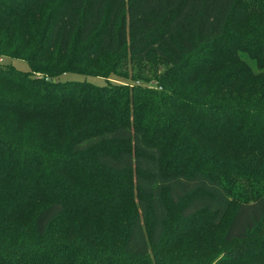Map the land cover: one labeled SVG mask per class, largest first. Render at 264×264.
Wrapping results in <instances>:
<instances>
[{"label": "trees", "instance_id": "16d2710c", "mask_svg": "<svg viewBox=\"0 0 264 264\" xmlns=\"http://www.w3.org/2000/svg\"><path fill=\"white\" fill-rule=\"evenodd\" d=\"M3 58L0 264H264V0H0Z\"/></svg>", "mask_w": 264, "mask_h": 264}, {"label": "rangeland", "instance_id": "374dc122", "mask_svg": "<svg viewBox=\"0 0 264 264\" xmlns=\"http://www.w3.org/2000/svg\"><path fill=\"white\" fill-rule=\"evenodd\" d=\"M0 64L2 65H12L13 67H15L16 69L20 70V71H28V65L21 60H17V59H10V58H3L2 60H0ZM253 66V65H251ZM254 68V67H253ZM132 72L129 71L128 75H131ZM127 81L126 84H129L130 82H133V78L132 76H128L127 77ZM115 78L113 77L112 79H109L108 81L112 82V83H120V82H116V80H114ZM58 80L60 81H65V80H75V81H80V80H86L88 82L94 83V84H105L107 80L102 79V78H94V77H85L82 75H78V74H66V75H62L58 78ZM149 85H152L149 83ZM154 251V250H153Z\"/></svg>", "mask_w": 264, "mask_h": 264}]
</instances>
